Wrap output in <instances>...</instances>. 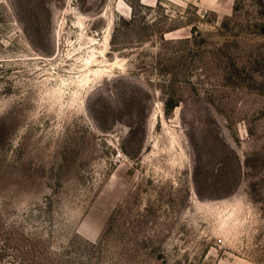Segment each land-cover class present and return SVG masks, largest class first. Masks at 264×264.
Segmentation results:
<instances>
[{
	"label": "rangeland",
	"instance_id": "1",
	"mask_svg": "<svg viewBox=\"0 0 264 264\" xmlns=\"http://www.w3.org/2000/svg\"><path fill=\"white\" fill-rule=\"evenodd\" d=\"M0 264H264V0H0Z\"/></svg>",
	"mask_w": 264,
	"mask_h": 264
},
{
	"label": "bare ground",
	"instance_id": "2",
	"mask_svg": "<svg viewBox=\"0 0 264 264\" xmlns=\"http://www.w3.org/2000/svg\"><path fill=\"white\" fill-rule=\"evenodd\" d=\"M105 38H107V37H105ZM101 69H102V68H101ZM91 71H93V70H91ZM98 72H99V70H98ZM96 73H97V72H96ZM88 76H89V75H88ZM82 80H83V79H82ZM85 80H87L86 77H85ZM82 82H84V81H82ZM85 82H86V81H85Z\"/></svg>",
	"mask_w": 264,
	"mask_h": 264
}]
</instances>
